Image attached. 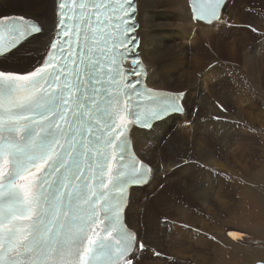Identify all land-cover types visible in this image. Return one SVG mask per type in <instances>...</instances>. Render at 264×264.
Instances as JSON below:
<instances>
[{
  "label": "snow or ice",
  "instance_id": "snow-or-ice-1",
  "mask_svg": "<svg viewBox=\"0 0 264 264\" xmlns=\"http://www.w3.org/2000/svg\"><path fill=\"white\" fill-rule=\"evenodd\" d=\"M52 4L50 28L0 13V264H139L161 253L126 223L128 188L151 171L129 133L181 111L183 93L143 86L138 0ZM193 6L231 26L226 0Z\"/></svg>",
  "mask_w": 264,
  "mask_h": 264
},
{
  "label": "bare ground",
  "instance_id": "bare-ground-1",
  "mask_svg": "<svg viewBox=\"0 0 264 264\" xmlns=\"http://www.w3.org/2000/svg\"><path fill=\"white\" fill-rule=\"evenodd\" d=\"M233 1L230 0L226 4L220 20H226L225 15L227 10L233 6ZM2 2L4 1L1 0ZM21 4L23 7L24 3ZM25 4L27 7L23 11L28 13L25 14L27 17L39 18L38 14H43L46 18L52 19L49 22L41 15L40 20L42 22L43 20L46 21V23L43 22L45 26L50 28L53 25L52 0H31L30 3ZM138 8L139 14L137 19L140 22L139 34L142 37L141 45L143 49L141 54L149 71L148 78L151 88L156 90L183 91L186 95L187 111L193 110V107L197 109L200 107V110L195 111V117L191 113L192 119L187 120L188 112L186 111L183 116L174 115L168 120L155 125L159 133L156 136L159 137L157 139H159L160 144L164 140L161 149H170L178 160L169 159L165 154L161 156L164 157V161L166 162L164 164L170 170L175 169L177 172H180L184 178H180L179 176L166 178L164 181H167V183L163 181V184H158L160 181H157L156 172L155 179L147 186V189H152V191L148 192L149 196L147 194L142 197V200L146 204H137L134 201L128 209V221L132 227L138 229L139 236L144 242L154 248L156 252L160 251L162 255L168 254L174 256V253L177 251V253L185 256V252L188 251L183 250L180 244L189 238V227H176L178 229L177 234H172L168 238V241L162 243L159 237L164 236L162 232L167 230L168 223H162L161 219L165 215L170 218L166 219V221L173 220L175 223L188 222V224L197 226L196 219H192L194 215L201 214L200 216L203 217L207 215V212H210L211 217L214 218V216L220 214L228 203L232 202L228 200V196H231L235 200V196L230 191L231 189L233 190L234 186L226 189V184H224L225 178L222 176L217 177V174L214 177V173L210 174V172L211 170H216L214 171L216 173L218 170L219 173L221 172L223 175L226 173L225 176L229 177L231 170L228 168L235 170V165L241 163L238 162L240 158L246 159L248 155H253L254 153V146L252 145L255 138L251 134L254 128V115H251L250 111L252 109L249 111L250 107L248 106L253 102L251 94L257 90V84L252 75L250 78L249 73L253 74L254 69L260 68L257 64L263 63L264 57L260 55L256 59L254 46H252L251 50H249V47L248 51L245 50L243 54L241 53L243 62L233 65L234 70H231L230 75H228L227 70L220 67L222 60L219 59L221 58L214 59V57H211L212 46L214 49H216V46L220 50L229 51L235 57L238 56L241 46L238 44L239 39L238 42H235L238 44L236 45L233 42L234 39L232 41L225 40L223 34L226 33H219V35L215 33L218 31H216L217 27L222 25L219 21H214L212 24L198 23L195 25L191 20V11L187 0H138ZM239 15L236 11H229L227 18L230 20L231 26L227 28L228 33H234L235 29L232 32L231 28L237 27L236 18ZM254 16L252 17L249 13V18L246 20L255 23L257 19L255 21ZM43 45L44 41H40L33 46V51L38 56L43 53ZM157 49L164 50L163 54L157 52ZM258 49L264 51V38ZM34 56L37 57L36 55ZM189 60H192L194 67L198 68L195 70V74L202 79L191 77L193 74L188 70ZM176 82L178 84L173 86L172 83ZM191 85L193 86V91L189 93L187 89ZM252 85H254V88L251 87ZM198 90L200 91L199 95H197ZM239 97L240 100H238ZM195 103L199 105H194ZM221 106L227 109V111H222ZM237 107L240 108L238 113L240 115H234L233 113V109ZM217 116L223 119H215L214 117ZM261 118L263 116H260L259 119ZM234 119H237L239 122ZM177 122L181 126L174 129ZM184 122H189V125L187 127L183 126ZM241 123H243L244 129L238 130V124ZM250 124L251 126H247ZM246 127L248 128L247 132L245 130L247 129ZM131 131L136 142L135 151L146 161L152 158L156 161L155 148L159 144L149 145L145 133L140 129L133 128ZM250 139L253 140L249 142ZM235 142H238L239 145L234 149V153H231L230 149ZM245 144H250V147L249 145L247 147ZM231 154H233V158ZM234 161L235 163H233ZM200 163L206 169L200 166L197 167V164ZM215 167L218 169H215ZM157 184L158 191H155ZM161 185H163L162 188ZM137 193H141V191L136 190ZM188 211L192 213V216L188 215ZM173 231H175V228ZM197 236L199 235L197 234ZM208 243L209 241L204 239L199 245L190 248L198 256L197 261H202V264L206 262L204 260V253L208 254V249L204 246ZM210 249H212V253L215 252L218 255V252L215 251V242ZM146 254L142 253L139 264H155L156 255L152 254L153 259L146 262ZM245 257L251 262L257 259L256 255L249 252L245 254ZM262 257L264 260V254ZM133 264H136V261H133Z\"/></svg>",
  "mask_w": 264,
  "mask_h": 264
},
{
  "label": "rangeland",
  "instance_id": "rangeland-1",
  "mask_svg": "<svg viewBox=\"0 0 264 264\" xmlns=\"http://www.w3.org/2000/svg\"><path fill=\"white\" fill-rule=\"evenodd\" d=\"M3 1L4 2L2 3L0 1L1 3L0 13L28 14L27 12L23 10L27 7L25 3H30L31 0H3ZM21 3H24L23 7ZM230 10L231 12L236 11L238 15L240 14L239 17L236 18L237 27L231 28L232 32L235 29L234 33L233 34L228 33L227 28H230V26H225L224 24L217 27L216 31L217 30L218 31L215 33H217L218 35L219 33L220 34L226 33V34H223L225 40L232 41L234 39L233 41L234 44H236L235 42H238V39H239L238 44H240L241 47H240V52L238 53V56L235 57L234 55H231L229 51L220 50L216 46H215L216 49H214V47L210 45L212 46L211 57H214V59L221 58L219 59V60H222L220 67H223L224 69H226L228 75H230L231 70L232 71L234 70L233 65L240 64L243 62V57L241 56V53L243 54L245 50L248 51L249 47H250L249 50H251L252 46H254V54L257 56V57L255 56L256 59H258L260 55L264 57V54H263L264 51L258 49L260 47V44L262 43V39L264 38L263 37L264 35V0H234L233 6L227 10V13L225 15V19L227 21H230L227 18V15ZM249 13L251 14L252 17L255 15L254 16L255 21L257 19L255 23L257 24L246 20L249 18ZM41 15L44 16L43 14H38L39 19L41 18ZM46 19L49 22L52 20L48 18ZM43 22L46 23L45 20H43ZM232 25L234 24L232 23ZM248 25H251L253 28L256 29V31L255 32L252 31L248 27ZM257 66H259L260 68L254 69L253 74L249 73L250 78L252 75V77L255 80V83L258 85V86L256 85L257 90L251 94L253 102L250 106H248L250 107L249 111L252 109L250 111L251 115L252 114L254 115L253 116L254 128L252 130L253 133L251 132V134L255 138L254 143L252 145L254 146V151H253L254 153L253 155H248L246 159L242 158L243 159L242 160L240 158L238 162H241V163H238L239 165L237 164L239 167L235 165V170H233V168H228L231 170L229 177L225 176L226 173L225 175L221 174V172L219 173L218 170L216 173L214 172L216 170H211L210 172V174L212 172L214 173V177L217 174V177L222 176L223 178H225L226 181L225 183L224 182L223 183L226 184V189L230 187L232 188L234 186L233 190L231 189L230 191L232 195L235 196V200H233L231 196H228V200H231L232 202L228 203L229 206L226 205L228 207L226 206L225 208L223 207L224 209L220 212V214L218 216H214L215 219L211 217L210 212H207V215L203 217L200 216L201 214L194 215L192 219H196V222L198 223L197 224L198 227L192 224H188V222L187 223H183V222L175 223V221L173 220L166 221V219L168 220L170 218L164 215L161 219L162 220L161 222L168 223V226H167V230L162 232L165 237L160 236L159 239L161 240L162 243H164L168 241V238L172 234H175V235L177 234L178 229L176 227L188 226L189 227V231H188L189 238L184 243L180 244L181 248L188 252H185L186 255L182 256L176 251L174 253L175 254L174 256H170L168 254L162 255V253L159 251L161 255L155 256V264H197V263L202 264V261L201 262L197 261L198 256L195 255L193 250L191 251L190 248L193 246L199 245L201 241H203L204 239L209 241V243L204 246V247H207L208 249L207 250L208 254L204 253V257H205L204 260L206 261L204 264H264V260L262 257L264 254V196H263L264 195V163H263L264 162V130H263L264 129V91H263L264 90V62L261 64L258 63ZM196 69L198 68L194 67V65L192 64V60H189L188 70L191 72V74H193V76L191 77L194 79L196 77L199 79H202L200 76L198 77L195 74ZM199 73L201 74V72ZM177 84L178 82L172 83L173 86ZM251 87L254 88V85H252ZM187 90L189 91V93L192 92L193 86L191 85L190 88H188ZM199 92L200 91L198 90L197 95L200 94ZM238 100H240V97L238 98ZM196 104L199 105L198 103H195L194 105ZM191 108H192V104H191ZM193 108L194 109L193 110L190 109L189 113L187 114V120L190 118L192 119L191 113H193L195 117L196 115L195 111L197 112L200 110L199 109L200 107L198 109L196 107H193ZM243 108L246 109L244 106ZM239 109L240 108L238 107L233 109L234 115H240L238 114L240 111ZM260 116H263V118L259 119ZM198 118H199V113H198ZM234 120H237V119H234ZM188 125H189V122L188 123L184 122L183 124V126L185 127H187ZM238 125H239L238 130L244 129L243 123L238 124ZM179 126H181V124L177 122L174 129H177ZM247 126H251V124ZM245 130L247 132L248 128ZM251 140L253 139H250L249 142ZM163 144H164V140L161 146ZM237 145H239L238 142H235L233 144L232 148L230 149L231 153H234L233 151L237 147ZM248 145L250 147V144ZM248 145L246 146L248 147ZM161 153L162 154H158V152H156V155H155L156 161L154 160V158L149 159V160L153 162L154 165L155 164L158 165L157 161L162 160L163 157L161 156L166 154L167 158L178 161L177 158H175L176 155L172 153L170 149H161ZM232 156L233 154H231V157ZM181 163H184V162H181ZM233 163H235V161ZM197 165H198L197 167L200 166L201 168L206 169V167L203 166L202 163L197 164ZM215 169H218V168L215 167ZM232 174L233 176H231ZM177 176H179L180 178H184L183 175L179 172ZM156 178H158L160 182L163 180V178L160 176L159 173L156 175ZM180 178H176V179H180ZM227 182H228V185H227ZM164 183H167V181L166 182L164 181ZM158 184L155 186V191H158ZM162 187L163 185L161 186V188ZM151 191L152 189L148 190L149 193ZM148 192L143 191V193L142 192L137 193L135 202L139 204L140 203L139 200H142V197L146 196ZM262 192H263V195H262ZM147 196H149V194ZM137 198H139V200ZM188 215L192 216V213L188 211ZM174 228H175V231H173ZM230 233H235L236 235L233 236V235H230ZM197 234L199 236H197ZM214 242H215V251L218 252V255H216L215 252L212 253L211 252L212 249H210L212 245L214 244ZM247 252L252 253L253 255H256L257 259L252 262L248 261L245 257V254ZM145 256H146V259H145L146 262H149L153 259L152 254L147 253Z\"/></svg>",
  "mask_w": 264,
  "mask_h": 264
}]
</instances>
